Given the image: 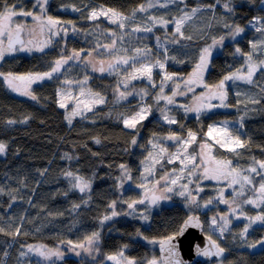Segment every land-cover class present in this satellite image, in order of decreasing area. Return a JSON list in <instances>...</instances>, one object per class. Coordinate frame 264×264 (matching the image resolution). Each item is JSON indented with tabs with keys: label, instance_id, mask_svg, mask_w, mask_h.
Returning a JSON list of instances; mask_svg holds the SVG:
<instances>
[{
	"label": "trees",
	"instance_id": "obj_1",
	"mask_svg": "<svg viewBox=\"0 0 264 264\" xmlns=\"http://www.w3.org/2000/svg\"><path fill=\"white\" fill-rule=\"evenodd\" d=\"M35 1L0 0V10L7 4L15 6L17 13H39V7L33 5ZM147 2L48 0L47 15L65 22L72 21L76 31L72 30V25L66 24L69 29L67 35L51 47L43 51L18 50L0 59V72L24 74L49 71L52 62L61 55L68 56L73 51L81 54V59L69 61L52 79L32 85L36 100L15 94L0 77V142L6 144L5 152L0 154V228L4 229V232H0V264H43L34 257L27 254L21 256L20 253L34 243L48 248L69 244L68 241L72 244L81 243L93 232L100 234L97 245L100 259L123 250L126 257L135 259L138 264H148L153 258L158 259L156 244L177 231L184 218L192 213L201 216L204 232L227 250L223 257L211 264H264V252L258 248L250 250L241 243L238 235L244 228L241 224H232L222 237L206 232L205 219L209 211L202 212L199 204L215 195L222 184L206 180L202 184V191L197 194L195 189L192 190L195 184L191 183L190 190L196 196V203L171 194L169 203L159 201L152 205L144 199L145 203L135 205L134 210L127 206L133 200L143 199V187L140 185L144 186V183L140 180V165L152 149L163 148L166 149L164 153H167L175 145L167 141L168 136L175 133L186 138L188 132L192 131L196 133L192 152L197 143L207 140L205 132L210 121L219 122L220 125L227 121L229 131L247 142L244 148L232 152L207 140L217 158L231 161L232 168L243 170L244 175L251 176L252 186L246 184L243 190L239 188L240 192L243 191L239 199L254 198V189L259 187L264 174L249 173L247 169L253 166L258 169L255 161L264 160V72H257L253 84L228 82L226 103L229 107L211 113L202 112L199 117H194L180 106L184 104L189 107L192 99L189 94L173 98L177 104L167 105L163 100L155 101V91L149 88L143 97L136 96L127 102L113 103L111 99L119 95H116V89L123 90L121 83L131 62L126 66L119 64L116 69L99 71L101 60L105 61L104 67L107 69L108 61L119 56H131L134 49L147 47L153 54H159L165 63V71L180 76L179 80L184 82L199 61L201 49L211 45L213 39L219 40L229 34L232 29L226 28L225 24H239L245 27L239 38L222 43L220 51L212 50L204 81L214 85L245 63L242 53L251 51L249 41L264 39V33L246 29L253 17L264 16L260 0H233V12L225 10L224 0H177L167 7L157 5L146 13L136 12L133 15V9ZM72 5L81 11H73ZM209 5H215V8L210 9ZM101 6L117 9L130 16L126 28L120 29L118 24H112L104 17L95 21L88 20L89 11ZM194 6H199L201 10L185 22L182 28L184 37L190 36V40L176 36L179 42L173 43L172 23L156 24L152 26L151 32L133 31L137 25L143 27L149 16L172 21L180 15V9L190 12ZM14 19L17 24L35 23L31 17L22 15ZM111 33H115V36ZM157 38L167 41L165 48L168 60H164V51L156 49ZM114 39L115 50L105 49L104 45L112 44ZM237 48L241 49L240 53L236 52ZM88 52H93V56L89 57ZM254 58L264 59V50H257ZM86 74L91 89L106 96L108 101L74 119L72 123H67L64 110L58 105V88L63 82L78 80ZM159 78L160 73L155 72V82ZM252 98L259 99L260 103H249ZM238 100L240 103L237 105ZM140 103L150 106L152 116L143 120L136 129L126 128L122 117L136 111ZM162 109L176 123L169 124L157 119L156 114L161 113ZM241 116L244 117L242 128ZM25 117H28L26 121ZM9 120L16 123L9 125ZM133 138L135 144L132 143ZM164 153L147 183H154L176 167V164L167 163ZM121 165L125 168L122 169ZM66 172L73 173V176H66ZM75 176L88 180L89 189L81 192L73 187ZM227 193L229 199L233 197L230 192ZM113 201H117L115 211L120 214L101 223L105 215H111L113 209L109 205ZM73 205L79 207L74 209ZM244 209L246 213L253 214L264 211V204L257 208L250 204L244 206ZM129 212L133 214L129 215ZM141 214L147 215L148 219H141ZM17 228L20 229L19 235H15ZM249 233L247 241L254 242L264 237V227L255 226ZM152 240L156 243H151ZM97 262L65 256L48 264Z\"/></svg>",
	"mask_w": 264,
	"mask_h": 264
},
{
	"label": "snow or ice",
	"instance_id": "obj_2",
	"mask_svg": "<svg viewBox=\"0 0 264 264\" xmlns=\"http://www.w3.org/2000/svg\"><path fill=\"white\" fill-rule=\"evenodd\" d=\"M177 0H164L163 3L160 2V0H155V3L153 0H148L146 4H141L137 8L132 10L133 15H135L136 12L146 13L148 9L153 8L156 6V4H159L160 7H167L169 4L176 3ZM180 2H183V0H180ZM249 2H254V0H249ZM233 0H224V8L228 12H233L234 9L232 7ZM47 5L48 0H37V5L40 9L39 13H35L33 11H21L17 13L15 11V6H9L7 4H4L2 10H0V37L7 36V44L3 42V39H0V59H3L6 54H11L16 51H24L27 50L29 52L33 51L35 49L36 51H43L44 48L52 44V37L58 36L61 32H63L65 35L68 33V28L65 27V24L72 25V30L75 32V25L72 21H61L58 18H55L51 15H47ZM261 10L264 11V0H260ZM73 11H81L80 8H77L75 5H72ZM210 9H214L215 5H209ZM201 9L199 7H193L191 11H186L184 9H180V15L177 17H174L172 21L165 20L163 17H156V16H149L147 21H145L143 27L140 25H137L135 28H133L134 32L144 31V32H151L152 26L156 24H168L173 23L175 24V30L173 35V43H178L179 41L176 39V36H179L184 39H191V37H184V33L182 31V28L185 24V22L189 21L193 15H195L197 12H199ZM17 15H22L25 17H31L32 20L36 23L37 27L39 28L40 35L43 37L45 32L48 33L47 39H42L38 42H34L32 40L25 41L21 39L22 33H24L26 29V25L24 24H16L13 27V18ZM101 16L105 17L109 20L112 24H118L120 29L126 28V21L130 20L131 17L128 15H125V13L114 9V8H104L101 6V8H92L91 11H89L87 19L95 21L99 19ZM150 22V23H149ZM250 23L259 24L260 27L256 28L257 32L264 33V16H255L252 18V21ZM226 28H231L232 30L229 32V35L235 39L237 36H239L241 33L245 31V27L240 26L239 24L232 26L229 24H225ZM111 35L115 36V33H111ZM122 39V37H121ZM159 39V38H158ZM224 40V37H221L219 40L213 39V42L211 45L204 47L201 49L199 54V61L195 65L193 71L189 74V77L184 81L185 86L188 88L189 91H192V85L195 84H201L207 91L205 94H202L200 97H196V100L198 103L195 105V107L189 108L187 106L184 107L185 112L189 111H195L198 114L209 110L215 107H229V105L226 103L227 97H228V88H227V82L229 81H243L248 84L254 83V76L257 74V72H264V59H255L254 53L257 50H264V39H261L259 41H249V44L251 46V51L242 53V55L245 58V63L241 65L240 68H237L234 72H230L228 75H225L218 83L214 85H210L205 83L204 81V73L205 70L209 67V60L212 55V49L214 46L218 44H222ZM17 45L20 47L17 48ZM116 40L114 39L112 44L104 45L105 49H112L115 50ZM99 47V45H97ZM237 53L241 52L240 48L236 49ZM152 55V50L145 47V48H136L133 50V55L128 56H119L116 57L113 61L107 62V69L104 67L105 61L101 60L99 71L104 72L106 70H112L116 69L119 64L128 65L131 62V68L132 71L125 77V80L122 81L127 85L128 81L134 80L140 77L147 78L149 81H152L153 76V68L158 67L164 72L163 79L161 81V92L160 95L157 96L158 100H164L167 102V104L174 103L173 97L176 95H182L183 93H180L176 90L173 91L172 96H165L163 95V84L167 81L173 80L174 74L168 73L165 71V64L160 60L156 59L154 61H151L149 58ZM88 56H93V52H88ZM81 59V54L78 51H73L71 55L65 56L61 55L58 59H55L52 62L51 68L49 71L46 72H28L24 74H15L12 72L4 73L0 72V77L3 78L4 84L7 86L8 89H10L13 92H16L22 96H28L32 100H36V95L32 92V85L38 81H42L44 79H52L53 75L55 73H58L61 71V68L66 65L71 60H79ZM169 57L167 55V48H164V60H168ZM172 59H175L172 57ZM149 61V62H140V61ZM89 63H92V61H88ZM139 64V66H137ZM87 81V77H85V81L81 82L84 83ZM65 83H71L70 81H65ZM177 89L179 88V85L176 86ZM264 90V89H262ZM146 93L145 90H141ZM57 95L61 97L59 101V107L65 108L66 107V101L67 99H74V97L71 95V93H68L65 97V94L62 93L60 90H58ZM80 95L83 97L86 94L81 91ZM126 95H130V93L127 92H120L119 98L123 99ZM237 95H240L237 93ZM88 98L87 99H76V106L73 108L72 112L66 116V119L69 123H71V118L73 116H79L83 115L84 112L91 111L96 104H102L104 103V98L99 93H87ZM213 99H218L220 101L219 104H213L211 101ZM240 103V101H237V105ZM249 103L251 104H259L260 100L252 98L249 100ZM150 109L149 108H140L138 112H135L131 116H125L122 117L123 124L126 128L129 129H136L137 126L147 118L149 115ZM161 114L169 124L176 123V120L172 117H170L165 110H161ZM243 116L240 117V127H243ZM25 121L28 119V117L24 118ZM9 125L16 123V121L9 120L7 122ZM225 126L224 127H216L213 125H209L208 129V135L212 136L215 134V142L217 144H220L221 147H226L229 151L235 152L238 149L244 148L247 144L246 141L242 140L240 136L233 135L232 132L229 131L227 124V121L222 122ZM169 140L177 141L178 143L182 144L184 154L181 157V153L178 150L176 154H174L173 158L180 159L181 164L185 167L189 164H192V170L188 172V176H194L196 169L199 167V165L194 164L195 157L194 156H188L187 155V147L192 142L196 141V133L189 131L188 132V139H183L182 137L177 136L175 133H172L170 136L167 137ZM99 143V140L96 141ZM151 142V141H150ZM132 143L135 144L136 140L133 138ZM153 147H156L155 144H153ZM6 150V144L4 142H0V154H3ZM166 151V149L161 148L160 152L163 154ZM211 152V145L208 143L201 144V159L203 160L205 155H208ZM152 159V153H149V156L146 157V160ZM157 161L153 159V164H155ZM171 162V161H170ZM144 163V161H142ZM216 167L209 169L205 168L202 178L203 179H220L221 177L225 179L230 180V184H239L241 190L244 189V186L246 184L250 185L253 184V180L251 176L244 175L243 170H237L236 168L231 167V161H215ZM255 164L258 165L259 170H264V160L261 161H255ZM122 169L125 168L124 165L120 166ZM152 171V167H147L145 169V172L150 173ZM184 171V168H181V172ZM249 173H256V175H260L261 172L258 171L257 167L253 166L247 169ZM43 175V173H41ZM125 171V175H126ZM66 176L72 177L73 173L66 172ZM75 183L73 184V187L78 188L81 192H84L87 188L90 187V182L88 180H85L83 177L75 176ZM167 176L161 177V180H167ZM180 177H177L176 179L171 180L172 185H176L179 181ZM159 183V182H157ZM140 187H144L143 185H140ZM182 191L179 192L180 196H183L188 200L190 203H196V196L192 194V191L189 189L188 185H181ZM255 197L249 198L247 200H244L243 203L245 204H252L257 207H259L261 204H264V179H262V182L259 184L258 188H255ZM173 191L172 187H166L160 195H152L150 198L146 199L148 200V203L155 205L160 200H168L170 197L166 195L165 193H171ZM197 194L202 191L199 187H197ZM222 192V190H221ZM237 195H243V191L240 193H237ZM15 199V198H13ZM213 200L210 198L208 201L205 202V206L211 204ZM86 203V202H85ZM117 201H113L111 205H109L110 208H112L111 215H105L101 221H108L111 220L112 217L119 215L120 213L115 211V205ZM145 203L144 199L141 200H133L128 203V208L130 210H134V206L137 204H143ZM220 203L229 205V212L233 215H236L237 209L241 208V205L239 203L235 204V207H233L234 201H229L223 198V195L220 196ZM79 205H73V208H78ZM129 215H132V212L128 213ZM239 216L245 217L247 220V223L244 225V228L238 233L241 243L246 246L248 249H260V251L264 252V237H261L260 239L255 240L254 242H248L247 236L250 234L249 230L253 228V225H257L259 227H264V211H261L255 216H245V213L241 209L239 212ZM141 219L147 220L148 216L141 214ZM212 225L216 226L221 235H223L228 230V225L231 223L229 219L228 214L220 215L218 218L214 216L211 220ZM189 227H200L199 219L196 216H188L186 220H184L183 224L179 227L177 231L172 233L171 235H168L161 239L159 241V244L161 246L162 251H167L168 253V264H188V262L180 259L179 252L177 250V242L179 241V238L183 237L186 233V229ZM0 232H4L3 228H0ZM11 234V233H9ZM20 234V229L17 228L15 235ZM137 234L139 235V230H137ZM100 238V234L98 232H93L90 236L85 237V242H81L76 245H72L71 241H68L69 245H72V250L75 251L76 249H83L85 252H91L92 247L96 241H98ZM145 239H147L145 237ZM209 244L206 247H201L198 244H194L191 246V251L194 253L195 256H202V257H223L225 252L227 251L224 247H221L219 243H217L216 240H213L211 237H208ZM151 243H156L155 240L150 241ZM125 247H127L125 245ZM28 252H34L37 255L44 257L45 259H49L53 256L55 257H61L63 253H61L59 250H52L48 249L45 246H33L28 245L27 246ZM26 252H21V256H25ZM77 255H79V252H77ZM107 260L114 261L115 264H138V262L133 258H128L124 256L123 250L119 251L116 254L108 255ZM148 264H158L157 259L153 258L152 260L148 261ZM222 264V262H221Z\"/></svg>",
	"mask_w": 264,
	"mask_h": 264
},
{
	"label": "rangeland",
	"instance_id": "obj_3",
	"mask_svg": "<svg viewBox=\"0 0 264 264\" xmlns=\"http://www.w3.org/2000/svg\"><path fill=\"white\" fill-rule=\"evenodd\" d=\"M153 2L155 3V0H153ZM160 2L163 3L164 0H160ZM157 5H159V4H156V6ZM194 7H199V6H194ZM101 17H103V16H101ZM106 20L108 21V19H106ZM250 21H252V19ZM250 21L247 23L246 29L256 30L257 27H260L259 24L250 23ZM15 23H16V20L13 18V26L15 25ZM171 25L173 26L171 28L174 31L175 30L174 22ZM32 31H34V30H32ZM242 34L243 33H241L235 39L239 38ZM0 39H3V42H4L6 40V36L0 37ZM231 40H233V38L228 34L226 37H224L223 43L226 42V41H231ZM156 42H157L156 49L158 51L160 49L163 52L164 48L168 44L167 41L162 39V38L161 39L157 38ZM221 47H222V44H218V45L214 46L212 50L220 51ZM149 59L151 61H154L156 59H160V56H159L158 53H155V54L152 53V55H151V57ZM160 60L162 61V59H160ZM140 62H149V61H143L142 60ZM121 65H123V64H121ZM124 66H126V65H124ZM137 66H139V64H137ZM165 70H166V68H165ZM131 71H132V68L130 67L128 72L125 73L124 79L122 81L125 80V77ZM155 72L160 73V78H159L158 82H155V80H154ZM168 73L173 74L170 71H168ZM56 74L57 73H55L54 75H56ZM163 75H164V72L161 69H159L158 67H156V68H153L152 81H149L147 78L140 77V78L128 81L127 85H125V83L122 82L121 84L123 86V90L120 91L119 89H116V95L118 93H120V92H127V93H130V95H126L125 98H123V99L119 98V95H118L117 98H115V99L112 98L111 102H113V103H122V102L130 101L132 98H135L136 96L137 97H143L146 94H145V92H143L141 90H145L147 92L149 90V88H152L153 91H155L154 100L157 101L158 100L157 96L160 95V92H161V81L163 79ZM85 77H87V81L84 82V83H81V82L85 81ZM179 78H180V76H175L174 75L173 80L167 81V82H165L163 84V90H164L163 91V95L172 96L173 91L177 90L176 86L179 85L180 89H179L178 92L183 93V94L182 95H176L173 98H177L179 96H183V95H188L189 94L193 98L191 100V103H190V108L195 107V105L198 103V101L196 100V97H200L202 94H205L207 90L205 88H203L201 91H199V92H197V93H195L193 95L192 91H193L194 87L191 86L192 87V91H189L188 88L185 86V83L181 79L179 80ZM70 82L71 83L63 82L61 84V86L58 88V90H60L62 93L65 94V97H66V95L68 93H71V95L74 97V99H67L66 107L62 108L64 110L65 120H66L67 123H69V122L66 119V116H68L72 112L73 108L76 106V99L75 98L87 99L88 98L87 93H89V92L97 93V92H95V91H93L91 89L90 84H89V78H88L87 74L82 76V78H80L78 80H74V81H70ZM198 86L201 87L202 85L198 84ZM82 90L86 94L83 97L80 95ZM14 93L19 95V96H22V95H20V94H18L16 92H14ZM101 96L104 98V103L108 101V98L106 96H104V95H101ZM24 97H28V96H24ZM57 99H58V105H59V101H60L61 97L57 96ZM164 102H166V101H164ZM104 103H102V104H104ZM174 103L177 104L175 100H174ZM211 103L219 104L220 101L218 99H213L211 101ZM102 104H96V105H94V107L102 105ZM165 104H167V102ZM180 106L182 107V106H184V104L183 105L181 104ZM142 107L150 109V106H148L147 104L140 103L137 106L136 111H133L131 114H129L127 116H131L135 112H138L140 110V108H142ZM215 108L216 109H220L222 107H215ZM210 110L211 109L205 110V111H210ZM183 111L185 112L184 109H183ZM87 112H89V111H87ZM87 112H84L83 114H85ZM193 113H196V112L193 111ZM81 116L82 115L73 116L71 118V123L73 122L74 119L79 118ZM150 116H152L151 109H150V112H149V115L147 116V118H149ZM156 118L159 119V120L162 119L163 122H167L166 120H164V118H163L161 113H157L156 114ZM222 124L223 123H221V125H220V123H217L214 126H216V127H224L225 125L223 124V126H222ZM205 138L207 140H211L215 145L220 146V144H217L215 142V134H213L212 136H209L208 133H206L205 134ZM183 139H185V140L188 139V135H187L186 138H183ZM207 140H204V141H201V142L197 143L196 147H195V150L192 151V152H191V147H192L193 142L191 144H189L188 147H187V155L188 156H194L195 160H194L193 163L196 164V165H199V167L196 169L195 175L189 177L188 176V172L192 170V164H189V165H187L185 167L184 165L181 164V160L180 159L173 158L174 154H176L178 152V150L181 153V157L183 156L184 150H183L182 144L178 143L177 141L167 139V141L169 143L172 142L175 145L171 146V149L167 153H164V155H166L165 158H166L167 163L170 164V165L176 164V167L170 169L166 174L163 175V176H167L168 177L167 180H161V177H160L154 183H147L149 181V179L151 178V175L153 174L155 165L163 158V154H161V152H160L161 149L160 148H155V149L153 148L152 152H150V153H152V159L146 160V158H145L143 160L144 163H141V165H140V167H141L140 180L143 181V183H144V187L142 188V193H143V199L147 200L146 197L150 198L154 194L158 196V195L161 194V192L166 187H172L173 191L171 193H165V194L168 195L169 197H170L171 194H175L176 196L181 197L179 195V192L183 190L181 185L187 184L189 189H190L191 183H193L195 185H194V188H192V190L193 189L197 190V187H199L200 189L202 188V184L206 180H211L212 182H215L216 184H222L220 187H218L215 195L210 197L213 200V202L211 204L205 206V202L206 201H204L201 204H199L200 210L202 212L210 210V209H212V207H214V209H213L214 210V215L213 216H209V219H208V221H209L208 222V231L210 233H213L214 235H216L218 237H222L223 235H221L219 229L216 226L212 225V223H211L212 218L214 216H216L218 218L220 215L228 214L229 215V219L231 221V223L229 225L231 226L235 222L234 220H238V217H240L239 216V212L241 211V209L245 211L244 206L250 205V204L243 203V201L247 200V198L244 199V200L243 199H239V195H237V193H240V189H241L239 187V184H230V180L229 179H225L223 177H221L220 179H215V180L214 179H203L202 178L205 168H209V169L215 168L216 167L215 161H224L222 159L221 160H217L216 159V160L213 161L212 152H210L208 155H205L203 160L201 159V144L208 143ZM222 148L227 149L226 147H222ZM148 156H149V154L146 157H148ZM153 159L157 161L155 164H153ZM147 167H152V171L150 173L145 172V169ZM181 168H184L183 172H181ZM262 174H264V170L262 171L261 175ZM177 177H180L178 183L176 185H172L171 184V180L176 179ZM157 182H159V183H157ZM250 185L252 186V184H250ZM88 189L89 188H87L86 190H88ZM221 190H222V192H221ZM227 192H230L233 195V197L229 199V195H228ZM221 194L223 195L224 199L229 200V201H234V203L232 205L233 207H235L236 203H239L241 205V208L237 209L236 215H233V214H231L229 212V205H227V204H225L223 208L218 207V201L220 200ZM255 195H256V193H255ZM160 201H164V202L169 203L170 199H168V200H160ZM114 217H116V216H114ZM114 217H112V219ZM108 221H110V220H108ZM108 221H104V222H108ZM229 225H228V227H229ZM83 242H85V241H83ZM98 243H99V240L94 243L91 252H85L83 249H76L75 251H73L72 250V245H76V244H79V243L72 244V245L61 244V246L57 247V248H48V247H46V248L52 249V250H59L61 253H63V255L61 257L53 256V257H51L49 259H45L44 257H41V256L37 255L34 252H28L27 251V246H26V248L23 249V251L26 252L27 255H29L30 257H34V258L38 259L43 264H48V263H50V262H52L54 260L62 259L65 256H71V257H75V258H83V259H86V260H96V261H98L96 264H115L114 261L107 260L106 257H103L102 259H100V257H98V249H97L98 248L97 247ZM31 245H33V246H42V245H39V243H34V244H31ZM250 250H254V249H250ZM77 252H79V255H77ZM155 259H157V258H155ZM157 261H158V264H160L158 259H157Z\"/></svg>",
	"mask_w": 264,
	"mask_h": 264
},
{
	"label": "water",
	"instance_id": "obj_4",
	"mask_svg": "<svg viewBox=\"0 0 264 264\" xmlns=\"http://www.w3.org/2000/svg\"><path fill=\"white\" fill-rule=\"evenodd\" d=\"M21 39L24 40V33H22ZM4 43L7 44V39L5 40ZM19 47L20 46L17 45V48H19ZM258 170H259V168H258ZM218 205L220 206V208H222V207H224L225 204L220 203V201H219ZM188 216L198 217L200 227H196V228L189 227L188 229H186L185 235L183 237L179 238V241L177 242V250L179 252L180 259L188 262V264H211L213 262L218 261L221 257L218 258V257L195 256L194 253L191 251V246L194 244H198L201 247L208 246V244H209L208 237H211V236L207 235L204 232L203 222L201 220V216L198 213H192ZM188 216H186L184 218V220H186ZM184 220L181 222L180 226L183 224ZM211 238L213 240H215L213 237H211ZM217 243H218V241H217ZM156 252H157V256H158L160 264H168V259H169L168 253L166 250L165 251L161 250V246H160L159 242L156 244Z\"/></svg>",
	"mask_w": 264,
	"mask_h": 264
},
{
	"label": "flooded vegetation",
	"instance_id": "obj_5",
	"mask_svg": "<svg viewBox=\"0 0 264 264\" xmlns=\"http://www.w3.org/2000/svg\"><path fill=\"white\" fill-rule=\"evenodd\" d=\"M34 6H36L37 5V1H35L34 2V4H33ZM38 11L40 12V9H38ZM28 18H30V17H28ZM62 21V20H61ZM17 23H15V25H16ZM14 25V26H15ZM24 25H26L27 27H26V29H25V31H24V40H25V43H27V41H29V40H32V41H34V42H38V41H40V40H42V39H47L48 38V33L47 32H45V34H44V36L42 37L41 35H40V31H39V28L37 27V25H36V23H24ZM13 26V27H14ZM65 27H66V24H65ZM32 30H34V31H32ZM32 31V32H31ZM67 35V34H66ZM63 32H61L58 36H55V37H52L51 39H52V44L51 45H49V46H47L46 48H48V47H51L52 45H54L61 37H63V36H66ZM6 38H7V36H6ZM45 49V48H44ZM24 51H27V50H24ZM193 87H194V89H193V91H195V93H197V92H199V91H201L204 87L203 86H198V84H195V85H192ZM192 91V92H193ZM193 99V98H192ZM191 99V100H192ZM191 103V102H190ZM189 108H190V104H189ZM216 110H218V109H216V108H212L210 111H202L203 113H211V112H213V111H216ZM202 112L200 113V114H202ZM190 115H192V116H194V117H197L198 116V114L197 113H193V111H189L188 112ZM197 114V115H196ZM199 114V115H200ZM219 123V122H218ZM217 123L216 122H212L211 123V121L207 124V126H208V128H207V131L205 132V133H208V129H209V125H216ZM178 136V135H177ZM204 136V135H203ZM211 152H212V159H213V161L214 160H221L220 158H217L216 156H215V154L213 153V149H212V147H211ZM263 171V170H262ZM262 171H260L261 173H262ZM254 208H257V206H255L254 205ZM212 209H214V207H212ZM212 209H210V210H207V211H209V213H208V215L206 216V219H205V221H206V232L207 233H209V234H211V235H214L213 233H210L209 231H208V219H209V216H213L214 215V210H213V214H211V211H212ZM243 212L245 213V216H255V215H257L258 213H260V212H256V213H253V214H248V213H246L244 210H243ZM202 213V212H201ZM235 222L233 223V224H241L243 227H244V225L247 223V220L245 219V217H242V216H240V217H238V220H234ZM203 222V221H202ZM204 223V222H203ZM255 226H257V225H253V227H255ZM229 227H230V225H229ZM228 227V228H229ZM251 230V229H250ZM250 230H249V232H250Z\"/></svg>",
	"mask_w": 264,
	"mask_h": 264
}]
</instances>
